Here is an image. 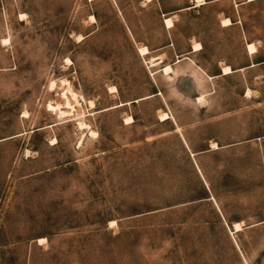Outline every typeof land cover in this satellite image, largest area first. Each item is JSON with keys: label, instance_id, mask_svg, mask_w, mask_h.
<instances>
[{"label": "rangeland", "instance_id": "obj_1", "mask_svg": "<svg viewBox=\"0 0 264 264\" xmlns=\"http://www.w3.org/2000/svg\"><path fill=\"white\" fill-rule=\"evenodd\" d=\"M194 4L0 0V264H264V0Z\"/></svg>", "mask_w": 264, "mask_h": 264}, {"label": "bare ground", "instance_id": "obj_2", "mask_svg": "<svg viewBox=\"0 0 264 264\" xmlns=\"http://www.w3.org/2000/svg\"><path fill=\"white\" fill-rule=\"evenodd\" d=\"M205 3V0H195V7H197V6H201V5H203ZM231 24V22H230V20L229 19H223L222 20V25L223 26H227V25H230ZM165 25H166V27L167 28H171L172 26H173V23H172V20L170 19V18H166L165 19ZM248 47H249V50H250V53H252V52H254L255 51V47H254V45H252V44H248ZM200 47H199V45L197 44V45H195L194 46V50H197V49H199ZM139 52L142 54V55H145V54H148L149 53V51H148V49L147 48H145V47H143V48H139ZM159 62V60H158V58H153V59H151L150 60V63H151V65L152 66H154V65H156L157 63ZM162 71L165 73V74H170L171 72H173V69L171 68V66H165V67H163L162 68ZM232 72V70H231V68L229 67V66H224V67H222V74L223 75H227V74H230ZM53 87V86H52ZM64 95H65V93H64ZM75 94H73L72 93V96L73 97H75L74 96ZM76 98V97H75ZM203 97L202 96H199L198 97V100H201ZM76 101V100H75ZM77 103V102H76ZM92 104V103H91ZM122 104H119V105H116V106H112L111 108H115V107H118V106H121ZM70 107V106H69ZM48 108L49 109H51V110H54V107H53V105H48ZM161 118L163 119V120H165V119H167V118H169V116L167 115V113H164L163 115H161ZM126 121H129V120H131L130 118H128V119H125ZM80 126V125H79ZM242 229V227H241V225L239 224V223H236L235 225H234V230L235 231H240Z\"/></svg>", "mask_w": 264, "mask_h": 264}, {"label": "crops", "instance_id": "obj_3", "mask_svg": "<svg viewBox=\"0 0 264 264\" xmlns=\"http://www.w3.org/2000/svg\"><path fill=\"white\" fill-rule=\"evenodd\" d=\"M193 2H194V0H193ZM206 4V0H205V3L203 4V5H205ZM203 5H201V6H203ZM195 7V4H194V6H189V7H187V9H191V8H194ZM200 6H198V7H196V8H199ZM175 12V11H174ZM170 13H173V12H170ZM161 14H162V16H163V24H164V26H165V23H164V19L166 18L165 17V15H167V13H164L163 11L161 12ZM170 18H171V20H172V16H170ZM231 21V20H230ZM231 25H232V22H231ZM230 26V25H229ZM192 52H194L193 51V49H192V45L190 46V49H188V51H186L184 54H182V55H186L187 53H192ZM157 58H159V57H157ZM160 59V58H159ZM185 59H187V60H190L189 58H187V57H184V56H182V59L181 60H179V59H177L176 60V62L175 63H180V62H184V60ZM191 61V60H190ZM192 62V64L195 66V67H197V68H199L196 64H195V62H193V61H191ZM159 63H162V61H160ZM172 68V67H171ZM162 69V68H161ZM173 69V68H172ZM220 72H222V69H220ZM172 74V73H171ZM236 223V222H235ZM237 223H240L241 224V222L240 221H237ZM261 224H264V221H262V222H259V223H257V224H253V225H251V226H249V227H253V226H256V225H261Z\"/></svg>", "mask_w": 264, "mask_h": 264}, {"label": "trees", "instance_id": "obj_4", "mask_svg": "<svg viewBox=\"0 0 264 264\" xmlns=\"http://www.w3.org/2000/svg\"><path fill=\"white\" fill-rule=\"evenodd\" d=\"M261 62H264V60H261V61H257V62H255L254 64H257V63H261ZM249 66L251 65V64H248ZM247 65V66H248ZM233 70V69H232ZM219 74H221V72L219 71V72H217L215 75H219ZM205 198H207V197H205Z\"/></svg>", "mask_w": 264, "mask_h": 264}]
</instances>
